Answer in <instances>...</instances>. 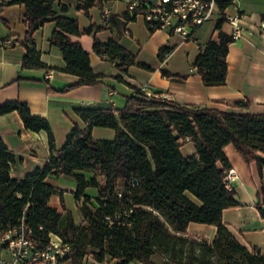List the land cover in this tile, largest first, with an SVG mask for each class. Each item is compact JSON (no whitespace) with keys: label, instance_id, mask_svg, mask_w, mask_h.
Wrapping results in <instances>:
<instances>
[{"label":"trees","instance_id":"1","mask_svg":"<svg viewBox=\"0 0 264 264\" xmlns=\"http://www.w3.org/2000/svg\"><path fill=\"white\" fill-rule=\"evenodd\" d=\"M55 1L0 0V11L6 5L24 3L28 25L25 38H13L10 43L0 34V45L25 46L23 68H56L81 77L63 91L100 82L105 74L94 71L90 53L73 38L82 34L78 19L58 14ZM97 1L79 0L78 8L89 9ZM234 3L223 0L220 7L224 11ZM62 9L67 11L68 6L63 4ZM125 17L135 18L128 12ZM49 20L56 21L51 42L61 47L65 67L41 60L33 35ZM226 20L224 13L216 23L217 38L200 43L194 60L206 85L227 79V55L234 38L222 30ZM94 49L117 60V65L136 62L135 53L114 38L105 43L96 37ZM171 49L162 47L160 58ZM139 65L148 67L143 62ZM159 94V90L148 94L136 87L123 109L77 107L87 126L75 124L62 148L56 147L50 120L33 114L28 102L14 99L0 104V116L17 110L27 129L46 131L51 152L43 167L19 179L13 177L12 169L22 159L0 137V233L23 220L43 242L49 241L51 232L57 233L71 245L65 264L101 263L109 258H117L118 264H264L260 247L243 243L223 217L226 208L242 205L227 181L232 167L229 144L248 167L257 165L261 178L257 206L264 217V114L183 104ZM250 103V99L236 102L239 106ZM96 126L114 128L115 138H96ZM188 140L194 142L196 153L185 156L181 146ZM48 176L77 182L80 223L72 210L63 206L61 211L50 203L60 188L47 182ZM91 187L98 189L96 197L87 192ZM191 222L214 225L215 234L210 238L192 233ZM156 255L164 259L156 262Z\"/></svg>","mask_w":264,"mask_h":264},{"label":"crops","instance_id":"2","mask_svg":"<svg viewBox=\"0 0 264 264\" xmlns=\"http://www.w3.org/2000/svg\"><path fill=\"white\" fill-rule=\"evenodd\" d=\"M234 1L223 13L241 12L243 24L249 31L229 45L225 83L206 85L194 60L200 52V43L217 38L220 30L216 28V23L220 16L201 26L193 38L183 40L179 35H171L166 29L151 31L142 15L133 19L126 18V0L107 1L112 10L107 17L103 16L97 3L89 9H79V0H57L54 6L58 14L78 19L82 34L73 38L80 41L90 53L94 71L104 73L105 76L96 84L63 91L62 88L77 82L81 77L56 68H23L26 47L19 43L6 46L4 42L0 45V104L14 99L28 102L33 114L46 116L50 120L61 144L66 141L75 124L82 128L87 126L86 121L77 114V107L113 106L118 110L123 109L127 97L135 93L136 87L146 86L151 92L159 90V95L183 104L208 106L235 113L264 114V30L258 25L264 19V0ZM63 4L68 6L67 11H63ZM26 12L24 3L6 5L0 11L1 36L25 38L28 31ZM5 20L8 25H5ZM90 28L92 31L86 32ZM232 28L227 20L222 25V30L229 34ZM55 29L56 21L49 20L33 36L42 61L53 67H65L61 47L51 42ZM96 37L105 43L111 38L118 40L135 53L136 62L117 65V60L100 55L94 49ZM166 45L172 49L161 59V48ZM139 62L148 67L139 65ZM247 99L251 101L248 106L236 104L237 101ZM93 134L96 138L114 139L116 130L96 126ZM0 137L22 159L13 167V177L21 179L38 167H43L49 159L51 152L47 132L27 129L17 110L0 116ZM181 149L185 156L196 153L195 144L191 140L183 142ZM227 152L232 162L231 168L237 170L231 183L242 205L226 208L224 221L243 243L258 246L264 252V217L257 206L258 186L261 182L259 170L256 163L248 167L232 145L227 146ZM46 180L60 188V192L51 197L50 203L61 211H64V207L72 210L76 221L80 223L83 216L75 199L77 182L63 176H48ZM87 192L93 197L98 195L95 187L88 188ZM188 230L211 238L216 227L191 222ZM153 258L156 262L164 259L161 255ZM118 262L117 258H109L101 263L88 260L87 264ZM133 264L145 263L137 261Z\"/></svg>","mask_w":264,"mask_h":264},{"label":"built area","instance_id":"3","mask_svg":"<svg viewBox=\"0 0 264 264\" xmlns=\"http://www.w3.org/2000/svg\"><path fill=\"white\" fill-rule=\"evenodd\" d=\"M127 12L132 16L142 15L150 30L166 29L171 35H179L183 40L193 38L195 32L208 22L223 17L220 3L223 0H126ZM103 16L111 15L107 1L98 0ZM227 21L233 26L231 35L234 40L241 38L249 28L243 24V15L236 11L226 14ZM264 30V19L259 22ZM6 43L12 42L7 38ZM148 94L150 90L143 86ZM237 175L231 168L227 175L230 188L231 180ZM71 245L57 234L51 232L49 241L43 242L35 236L34 230L24 220L20 225L0 233V264H65V257Z\"/></svg>","mask_w":264,"mask_h":264},{"label":"rangeland","instance_id":"4","mask_svg":"<svg viewBox=\"0 0 264 264\" xmlns=\"http://www.w3.org/2000/svg\"><path fill=\"white\" fill-rule=\"evenodd\" d=\"M51 125H52V124H51ZM52 128H53V131H54V127H53V125H52ZM97 130H100V129H97ZM54 134H55V139H56V147H58V148H62V147L65 145V142H66V141H65L63 144H61V141H59L58 135L55 133V131H54ZM38 144L41 145V142H39ZM88 175L90 176L91 174L88 173Z\"/></svg>","mask_w":264,"mask_h":264},{"label":"water","instance_id":"5","mask_svg":"<svg viewBox=\"0 0 264 264\" xmlns=\"http://www.w3.org/2000/svg\"><path fill=\"white\" fill-rule=\"evenodd\" d=\"M135 181H136V179H135Z\"/></svg>","mask_w":264,"mask_h":264}]
</instances>
